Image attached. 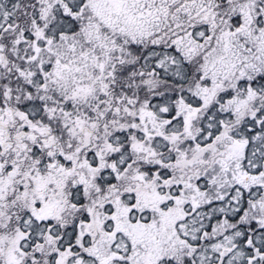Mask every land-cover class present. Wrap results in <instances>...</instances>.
<instances>
[{
    "label": "snow or ice",
    "instance_id": "1",
    "mask_svg": "<svg viewBox=\"0 0 264 264\" xmlns=\"http://www.w3.org/2000/svg\"><path fill=\"white\" fill-rule=\"evenodd\" d=\"M0 264H264V0H0Z\"/></svg>",
    "mask_w": 264,
    "mask_h": 264
}]
</instances>
